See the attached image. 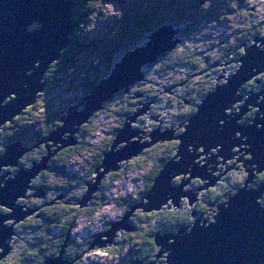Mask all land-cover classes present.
<instances>
[{
    "label": "water",
    "instance_id": "95a60500",
    "mask_svg": "<svg viewBox=\"0 0 264 264\" xmlns=\"http://www.w3.org/2000/svg\"><path fill=\"white\" fill-rule=\"evenodd\" d=\"M77 3V0H0V131L4 125L12 122L26 108L33 105L38 95L46 89L47 82L44 79L47 69L56 60L61 59L63 56L61 50L69 49L72 43L71 36L76 27L74 13ZM34 22L40 27L30 29ZM178 33L179 30L172 25L164 24L157 31L147 35L148 40L143 45L136 47L132 52L128 51L124 58L116 62L110 75L101 79L92 92L86 95L83 103L67 108L66 113L60 115L61 125L39 141L47 145L48 155L42 157L38 163H34L31 167L21 166L18 163L4 165L19 167L20 171L14 174V181H3V177H0V182H3L5 188L0 189V203L12 209L10 214L0 211V248L2 249L0 260L11 253L13 248L9 241L14 228L5 224L4 217L8 216L16 222L24 221L27 215L34 211V207L27 206V211L24 212L22 207L15 203L18 197L25 196L29 181L33 182L42 171L50 168L49 162L57 151L77 144L75 135L80 127L87 123L97 110L103 108L106 101L115 97L123 87L128 93L131 84L143 80L145 64H152L159 56L173 50L180 42L179 37L176 41H172L174 35L178 36ZM249 48L250 55L244 61L245 65L241 57L239 68L229 76L227 83L218 84L207 96L209 98L200 114L198 112L195 114L199 116L190 117L182 124L184 129H187V135L183 142L181 141L183 147L180 152L177 147L176 153L179 152L181 158L178 155L174 156L164 166L154 185L143 198L147 203H143L142 199L131 207L121 220L111 224L107 232L97 236L91 242L89 249H95L97 245H101L102 248L112 247L113 244H117L114 239L118 231H135L137 228L130 219L136 208H141L144 212L159 211L169 204V199H172L171 205H168L169 209L179 208L183 198L188 200L190 207L193 206L202 190L215 187L219 181V177L212 175L217 157L229 160L237 155L242 160L241 153L244 155L252 153L254 156L252 162L242 160L248 171L245 184H252L255 178L252 176L251 168L248 167L249 164L255 163L259 165V170H264V130L256 127L264 123V87L260 90L252 89L248 93L242 92L246 83L263 74L264 36L256 35L253 43L244 48L245 52H248ZM36 64L39 67H35ZM138 71L142 74L137 75ZM29 72L32 74L29 75ZM13 91L19 95L13 93L15 101L7 102L6 96ZM242 101L244 104L239 106L238 112H232L234 117L226 116L225 110L228 107ZM153 102L154 100L142 105L133 115L127 117L124 127L119 130L106 154L104 163L97 168L95 181L87 183L88 191L79 205L82 207L88 205L101 178L108 171L118 169L121 162L139 155L158 142L175 140L174 131L160 132L156 129L151 132L150 141L139 142L141 136L131 127L130 122L138 121V117L143 116L147 110L149 112ZM249 106L261 110L253 117L256 119L255 122L254 119L250 121L252 125H240L238 120L253 109ZM66 115L68 116L65 117ZM221 119L227 121L223 126L219 123ZM236 131H242L248 136V140H241L242 135L241 139L235 138ZM67 132L71 135L65 138ZM132 137H138V140L133 141ZM51 141L54 142L52 146ZM122 142H125V146L118 149ZM244 143L249 144L250 148L244 147L241 148V153H232L233 147H239ZM6 146L10 163L14 162L15 157L21 160L32 149L22 141L10 142ZM192 146L196 148L206 146V151L215 146H219L220 149L217 150L216 155L206 156L203 161L207 163L201 166L194 164L198 156L195 153L197 150ZM189 148L191 151L188 150ZM187 173L189 178L185 182L180 183L179 186L174 183L175 174L185 176ZM196 177L203 180L202 186L187 192L181 191L185 185L190 184V179ZM194 190L195 192L191 193ZM40 191L44 192L42 188ZM237 194L235 198L228 196L230 201L228 206L224 204L217 206L218 215L214 219L215 223L202 224L203 218L192 212L193 216L197 217L195 225L193 223L183 225L176 232L156 233L154 235V242L158 248L156 260L166 248L168 249L166 264H264V205L257 203L258 199L264 196V183L256 189L248 188ZM100 237H106V240ZM69 239L67 232V239L58 253L59 256L57 254L47 257L44 264H74L72 259L65 258ZM169 241L175 243L169 245ZM156 260L148 261V264H160ZM144 263L145 261L141 259L133 262V264Z\"/></svg>",
    "mask_w": 264,
    "mask_h": 264
},
{
    "label": "rangeland",
    "instance_id": "374dc122",
    "mask_svg": "<svg viewBox=\"0 0 264 264\" xmlns=\"http://www.w3.org/2000/svg\"><path fill=\"white\" fill-rule=\"evenodd\" d=\"M81 2L82 3L77 4V9H79L82 13V15H80L81 21L79 20V22H76V27L73 31V34L76 32V34L78 35L76 39L78 40L79 44L77 48L73 46L72 48L69 47L72 51V65L68 67V69H66L67 71L65 73H62L59 77V80H57L58 84L55 86V94L46 97L41 102H37L36 110L34 111L35 113L31 116L33 119L37 120V123H39L36 124L35 127L39 131L47 130L46 127H48V123L58 112H60L61 115H64V113H66V109L71 105H80L81 102L83 103V101L85 100H82V98L85 96L83 95V91L86 88V84L94 79V77L97 75V72H107L109 68V62H111L113 65V63L115 64V62L120 61L122 58H124L123 54L120 55L119 53H117V55H113L111 52L113 48L116 49L120 47L121 44L125 48V53H127L128 51L133 50L136 47H140L145 43V41L148 40L147 35L153 33L152 31L159 28L162 23L166 25H169L167 23H174V25L177 24L179 25V27L180 25H182L179 24V22H184L187 25L188 23H190L191 25L193 24L194 28L196 29L191 30L190 36L187 41L188 47H196L200 54L211 57V60L213 59L212 64L216 63L221 65L217 68H213L214 74L209 77H205L202 79V75H200L198 81V76H196L195 78L190 76V78H188L187 80L188 86L177 88L176 90H178V93L176 92V94H174L175 96L165 94L162 98L161 103L163 105L162 108L166 107V109L171 101L175 102L176 98L177 101L175 103L184 100L186 104L191 105L193 101L191 99L190 101L188 100V95H192L193 93L194 95L197 94V88L199 86L196 85V81L198 83H208V80L210 83L216 82L215 87H217L218 84H226L229 76L234 73L235 69L239 68L241 62L235 61V59H231V57L229 59L219 58L217 56L218 51L227 48L228 46L235 45L240 39L244 37L245 33L248 30L255 29V26H261V24L264 23V0H85V2L82 0ZM205 3L208 6H202ZM139 19L149 20L148 22L150 23V31L144 33L143 37L142 33L140 34V32H143V30L139 28L141 26V24L140 26L138 24V22H140ZM145 24L143 25V27L145 26ZM38 27H40V25L35 23L30 27V29ZM179 32H181V30ZM72 37L73 36H71V38ZM177 37L178 36L174 35L172 41H176ZM66 50H61V53H66ZM199 58L200 56H198V59ZM56 61L54 63H56ZM228 61H231V63H226ZM236 63L239 64L237 68L235 67ZM53 64H51V66ZM146 64L143 67V72L146 71L147 67L150 66L151 63L147 65ZM231 64H234V66H232ZM157 69L158 68H152L150 70L147 69L148 78L154 80L156 76H159ZM47 70V73H50L49 71L51 70V67ZM224 71H227L228 73ZM141 74V71L137 72V75ZM222 74H224L225 76H223V78H220ZM257 77L255 79H257ZM159 83L160 82H158V84ZM247 86L248 83H246V85L242 88V92H249L245 90L248 89ZM146 88L147 85L137 86L135 85V82L129 87V89H133L135 91H142ZM122 90H125V88L123 87ZM166 92L171 93L169 90H166ZM13 96L15 97V95ZM245 98H247L246 95ZM112 99H115V97H113ZM6 101L9 102L11 100L7 98ZM112 101H110V105H108L110 110L114 109L116 111L117 108H122L121 103L115 104ZM150 101L152 100H149V102ZM180 104L181 103L178 102L177 106L175 105L176 108H174V106H169V108L167 109L168 112L166 113H164L165 111L156 112L155 110V113L152 114V107V109L150 108L149 112H147V110L146 113L143 114L141 120L139 119L141 117H138V121H131V127L133 129H136L141 136L139 142L143 143L145 141H150V134L156 129L160 132L172 130L174 131L175 136L182 129H184V126L182 124L188 118L180 120V126H176V122L173 120V115L181 112L179 110V108H181ZM243 104L244 102L242 101L240 103L238 102L237 105L241 107ZM250 107L253 108V106H249V108ZM155 109L158 108L155 107ZM255 109L258 108L256 107ZM237 112L238 111H234V113ZM249 112L244 114L242 119H240L247 121L246 125L253 124L250 121L254 118L250 117ZM67 116L68 115H66L65 117ZM153 116H156L158 120H153ZM119 117L120 115H117V113L115 114L113 111L110 114L103 113L101 114V117H96L95 120L97 128H100L103 132L102 137L104 139H107L114 134V128H117L119 125ZM232 117H234V115ZM29 120L30 119L28 118V120L21 122L19 124L21 125L20 127L28 128L31 125H34L33 123H31L33 120H30L31 122ZM240 120H238V122ZM24 129L25 128H22L21 130ZM70 135L71 133L67 132V136L65 138H68ZM131 140L136 141L138 140V137H132ZM53 143L54 142L52 141L50 142L51 146ZM170 144H172V141L158 142L155 145H159V151L162 152L165 148L171 146ZM123 146H125V142H122L117 148L119 149ZM232 153L236 152L232 149ZM25 155L23 157H25ZM47 155L48 154H46V156ZM239 158V156L235 155V158L227 160L226 164L222 162L224 158H216V166L218 164V170H213L212 175L219 176L221 173H225L219 178L218 184L220 182L224 184L228 183L229 187L231 186L233 190L237 186L238 188H245V181L248 177V172L247 174L244 173V171H246V167L242 160H239ZM217 161H219V163H217ZM206 163V161H200L201 166ZM92 165L93 159L88 160L75 158L67 164L65 172H50L46 175L45 181L47 184L57 183L58 185H60V178H62L64 179L66 186L69 179H72V181H77L78 179L83 178L89 180V178L87 177ZM152 165L153 164H149V167L152 168ZM233 166H236L237 168L234 169ZM4 168L12 170L13 168H16V166L8 165L4 166ZM259 174L260 173L256 172L255 176H258ZM180 176L184 180V174H181ZM144 177H146V174H137L135 172L127 171L124 176L119 178V180L121 181L116 182L119 184L114 183L115 186L113 187L116 189V191L114 193L113 190L108 192V196L111 198L108 206L106 205L103 208L98 209L97 212L101 213L96 214L95 211L94 214L81 216L76 219L73 226H67V228H65V232H68L71 238V242L67 245V247L71 246L76 249L77 247H80V244L82 242H85L89 239L92 241L94 235L99 236L100 234L105 232V227L108 222L120 219V217L124 216L126 212L131 210V208L124 209L126 205L140 202L142 200H140L141 195L145 191V184L143 180ZM187 177L189 178V174L187 175ZM174 179L176 183V177H174L173 180ZM196 179L198 178H192L190 184L184 186L183 189L185 190V192H187L189 189L191 190L193 188L202 186L203 180H198L202 181V183H197ZM236 182L240 183L241 185H238ZM179 185L180 184H178V186ZM35 188L36 185H34L32 181H29V188L26 189L25 196L18 197L15 201L18 206L20 205L22 207V210L24 212L27 211V206L34 207V211L27 215L24 222H26V219L30 218L31 216H38L39 212L43 209L39 207L41 206L40 204L42 203L43 198L36 195L37 192L35 191ZM211 188L212 187H210L209 189ZM229 195L230 194L228 190H226L225 193L221 194V197L219 196L218 198H214L215 195L211 196L212 198L210 199V201L211 203L213 202V204H218L221 203V201H227V199L223 197ZM67 196L65 195V201H68V199H72L71 197ZM208 198L209 196L206 195V189L202 190L199 194V200L197 201L200 204L195 203L191 208H194L195 210V207L198 205L196 208L199 211L197 216H201L202 218L210 217L212 219V216H215L214 213H217V208L215 207V205L213 207L208 205L209 202H206ZM185 199L186 198H184L183 201ZM143 200V203H147L146 199ZM169 200V203L171 205L172 199ZM69 201L72 202V200ZM184 203H187L188 205V202ZM184 203H182V205ZM130 206L131 205H128L127 207ZM2 207L5 206H0V209H2ZM213 210H216V212H214ZM11 212L12 209H10V211L6 214H10ZM196 218L197 217H194L192 221H195ZM192 221L190 223H181L180 225H191ZM24 222L23 220H19L16 222L15 219L5 221V224L14 228V233L11 235L9 243L12 246V244L15 242V248L12 250L10 256L8 257L10 263L13 262V264L19 258L20 253L23 251L21 245L26 240L25 236H23L22 234L18 235L17 233H23L22 227L29 230L31 226H35V224H25ZM64 222L66 226L67 220H63L62 226L64 225ZM37 224L39 223L37 222ZM63 230L64 229L62 227L53 229V231L51 232L52 236L48 238V243H50L51 247H54L60 241V235ZM148 230V227H146V230H144L142 233L143 235L139 233L137 234L136 231H122V237L129 235L133 240L132 242H125L123 245L121 242V239L123 238L121 237V239H119L120 231H118V236H116L114 239L115 243L117 244H113L112 247L108 246V248L114 247L117 250L107 251V247L102 248L101 245H97L95 249L86 250L81 256H79L78 258H72V260L74 264H125L129 259L135 258L136 254H146V250L148 248L146 244L148 243L150 238L147 237ZM21 238H23V240H21ZM100 238L102 240H106V237ZM145 241L146 244L144 243ZM47 250H50V248ZM1 252L2 249L0 248V253ZM66 253L69 256L72 255L67 251ZM157 254L158 248L156 249L152 257L143 256V258H135V261L139 259L143 260L144 258H147L148 261H154ZM48 255H51V253H48Z\"/></svg>",
    "mask_w": 264,
    "mask_h": 264
},
{
    "label": "trees",
    "instance_id": "16d2710c",
    "mask_svg": "<svg viewBox=\"0 0 264 264\" xmlns=\"http://www.w3.org/2000/svg\"><path fill=\"white\" fill-rule=\"evenodd\" d=\"M77 1L78 4L82 3V0ZM83 1L85 2V0ZM77 6L75 8L74 13L75 22H79V20L81 21L80 15H82L81 11L77 9ZM139 21V26L141 24L139 28L143 30V32H140V34L142 33L143 37L144 33L150 31V23L148 22L149 20L145 19H139ZM144 24L145 26L143 27ZM179 24L182 25H180L179 27V25H174V23H172V25L176 29L181 30V32H179L178 34L180 42H178V44L173 50L165 52L164 54L159 56L154 63L150 64V66L147 67V69L149 70L152 68H158L157 72L159 73V76H156L154 80H151L150 78H148L146 69L144 73V79L139 80L135 83V85L137 86L147 85V88L145 90L135 91L133 89H129L128 93L125 92V90H122L115 95V99H112L113 101L109 100L108 102H105L103 108L97 110L94 115L89 119V121L80 127L79 132L75 135L77 144L69 145L57 151L49 162L50 168L42 171L33 180L34 185L37 186L43 184L46 186L47 189L52 190V192L48 194L49 196H47V198L46 196L44 197V199H46L43 201L45 210L42 213V218H46L47 223L42 222L41 219L36 220L35 217H33V219L31 217V222L29 223L35 224V226H31L30 229L27 230V234L24 235L26 237V240L21 245L23 251L20 253L19 258L15 261L14 264H44L45 258L57 255L62 245L65 243V240L67 239V233L65 232V228H67V226H73L76 219L81 216L94 214L95 211L96 214L101 213L97 212L98 209H101L106 205L108 206L111 201V198L108 196V192L113 190L114 193L116 191V189L113 188L115 186L114 183H116L117 181H121L119 180V178L124 176L127 171L135 172L137 174H146V177L143 178L145 184V191L141 195L140 200L143 199L145 194L154 185V181L160 174L161 170L174 157L173 153L177 152V147L174 146L175 141L172 140V144H170L171 146H168L162 152L159 151V145H153L152 147L143 150V152L139 155L121 162L119 164L118 169L113 170L111 173H106L101 178L98 184V188L92 194V198L87 206L82 207L81 205L77 204L83 199V197L88 191L87 183L90 181H95L97 176V168H99L104 163L106 154L109 152L116 135L119 133V130L124 127L127 117L133 115L135 110L137 111L142 105L147 104L149 100H154V103L151 106V109L153 107L151 113L154 114L155 110L156 112L165 111L164 113H166L168 112L167 109L169 108V106H174V108H176L177 103L179 102L181 103V108H177H179L181 112H179L178 114H174L173 120L176 122V126H180V120L190 118L192 115L196 114L195 109L198 108V105L195 102L202 101L214 90L216 82L210 83L209 80L208 83L197 82L200 78V75H202L203 79L214 74V69L213 67H211L213 59L211 60V57L200 54L197 48L194 46L188 47L187 41L190 36L191 30L196 29L194 28V25H191L190 23H188L187 25L184 22H179ZM162 25H164V23H162ZM75 34L76 32L72 35V44L70 45V48H72V46L76 48L78 47L79 42L76 39L78 35ZM245 35L235 45H231L227 48L219 50L217 56L223 58L229 55H235L236 57L241 58V50L245 52V44L247 46L252 44L256 35L264 36V23H262L261 26H255V29L248 30ZM70 48L66 50V53H63L61 59L56 61V63L51 66V70L49 71L50 73H47L44 79L47 82L46 89L44 90V92L38 95V99L36 100V102L30 107L26 108L23 113L15 117L12 122H8L6 125H4V127L0 131V145H6L14 141H22L25 145L32 147V149L25 155V157L21 158V160L27 161V163L24 164V166L26 167H31L34 163H38L41 158L48 153L47 145L45 143H39V141L41 139H45L52 130H54L57 126L61 125L59 119L61 115L60 112L53 116L54 118L51 120L52 122L50 121L48 123V127H46L47 130L45 131H39L35 128L36 124L39 123H37V120L33 119L31 116L35 113L34 111L36 110L37 102H41L46 97L55 94V86L58 84L57 80H59L60 75L62 73H65L67 71L66 69H68V67L72 65L73 57L71 55L72 51ZM111 52L113 55H117V53H119L120 55L126 54L125 48L121 44L120 47L116 49L113 48ZM198 56H200L199 59ZM108 66L109 68L107 72H97V75L94 77V79L86 84V88L83 91V95L85 96L82 98V100L85 99L86 95L92 92V90L101 81V79H105L110 75L114 67V63L112 65V63L109 62ZM238 66L239 64L236 63L235 67L237 68ZM190 76L194 78L198 76V79L196 81L197 84L195 83L199 86L197 88V94L194 95L193 93L192 95H188V100L190 101L191 99L193 103H191V105L186 104V102L182 99V101H178L177 103H175L177 101V98L175 97V102L171 101L167 109L166 107L162 108L163 105L161 102L164 95L170 94L175 96L174 94H176V92L178 93V90H176L177 88L188 86L187 80L188 78H190ZM262 76H264V74L258 76L257 79L249 81L247 86L248 89L245 90H260L261 88H263L264 79L261 78ZM158 82L160 83L158 84ZM166 90H169L171 93L166 92ZM110 101L114 102L115 104L121 103L122 108H117L116 111L114 109L110 110L108 106L110 105ZM155 107H157L158 109H155ZM190 109L193 110L191 114L189 113ZM256 110L257 109H252L249 112L251 118L255 116L257 112ZM112 111L115 114L117 113V115H120L119 125L117 128H114V134L112 136L108 137L107 139H104L102 137L103 132L100 128H97L95 119L97 116L101 117V114L103 113L110 114L112 113ZM140 117L141 118L139 119L141 120L142 116ZM28 118L34 121L31 122L29 120L34 125H31L28 128L20 127L21 125L19 124L28 120ZM22 128L25 129L21 130ZM35 144H37V146ZM75 158L88 160L93 159V165L87 177L89 178V180L83 178L78 179L77 181H72V179H69L66 186L64 179L62 178H60L61 186L57 183H46L45 179L47 174L53 171L65 172L67 164ZM149 164H153V167L150 168ZM35 189H37V187ZM228 189H231L232 192H236V189L234 188L233 190L231 186L229 187L228 183H221L217 188L215 187L209 189L208 191H206V195L209 196L206 202H211V196L215 195L214 198H218L219 196L221 197V194L225 193V191ZM65 191L69 192L68 196L72 198V202L65 203ZM223 198H225V196ZM186 202H188V200ZM197 203L200 204L199 202ZM135 204L136 203L128 204L131 206L127 207L128 205H126L124 209H130ZM168 205L163 207V209L159 211H135V215H133L130 219V222L137 228L135 230L137 234H142L143 231L146 230V227H148L149 229L147 232V237H150L149 241L147 240V244L146 241L144 242L148 246L146 254H136L135 258H143V256L152 257L154 255L157 249V246L154 242V235L156 233H166L170 231H175L178 229L179 226H181V223H190L194 219V216L192 214L194 208L188 206L187 203H184L180 208L172 209H169ZM197 206L195 207V211L197 210ZM198 212L199 211L197 210V213ZM121 218L122 217H120V219ZM63 220H67L66 226L65 222L62 226ZM37 222L39 224H37ZM112 222L113 221H110L106 224V230L110 228ZM60 227L64 229L60 235V241L57 243V245L51 247L50 243H48V238L52 236L51 232L53 231V229ZM122 235L123 232L120 231L119 239H121ZM95 236L97 235H94L93 239L95 238ZM122 238V245L125 242L133 241L132 237H130L129 235L123 236ZM21 240L23 239L21 238ZM90 243L91 240L89 239L85 242H82L81 244L79 243L80 247H77L76 249L74 247L68 246L66 251L71 253L73 258H75L77 256H81L86 250H88ZM49 248L50 250H47ZM106 250L115 251L117 249H115L114 247H107ZM48 253H51V255H48ZM9 256L10 253L5 258L0 260V264H13V262L10 263L8 259ZM135 258L129 259L125 264H133Z\"/></svg>",
    "mask_w": 264,
    "mask_h": 264
},
{
    "label": "snow or ice",
    "instance_id": "6c2138e0",
    "mask_svg": "<svg viewBox=\"0 0 264 264\" xmlns=\"http://www.w3.org/2000/svg\"><path fill=\"white\" fill-rule=\"evenodd\" d=\"M202 6H208L206 3L203 4ZM250 55V48L248 50V52H243V50H241V57H243V64H244V61L249 57ZM239 59V58H238ZM245 65V64H244ZM35 67H39L38 64L35 65ZM264 72V71H262ZM29 75H31L32 73L29 72L28 73ZM252 78V76H251ZM249 78V79H251ZM262 79H264V76L261 77ZM25 87H27V85H25ZM13 93H16L17 95H19V93L13 91L12 93L8 94L6 97H8L12 102L15 101V97L13 96ZM209 97H205L203 99V101H196L195 103L199 106L198 108L195 109L196 112H198L200 114L201 112V109L204 107L205 105V102L207 101ZM4 100V99H3ZM239 110V106L234 103L232 104L230 107H228L226 110H225V114L226 116L228 117H231L233 116L232 115V112L234 111H238ZM261 108L257 109L256 111H260ZM193 110L190 109L189 110V113L191 114ZM199 115H192L191 118H195V117H198ZM256 119H254V122H255ZM220 125H225L227 123L226 120L224 119H221L219 121ZM237 123V121H236ZM247 123V121H244V120H240L239 121V124L240 125H245ZM256 127L258 129H262L264 130V123H260L258 125H256ZM187 135V129L184 130L182 129L179 133L176 134V138H175V144L174 146L178 147L179 149V152L181 150V148L183 147V143L181 144V141L183 142V139L184 137ZM242 135V139L240 138ZM235 138H238V139H241V140H244V141H247L248 140V136L244 135L242 131H236L235 132ZM247 147V149L250 148V145L247 144V143H244V144H241L239 147H233V150L235 152H238V153H241V147ZM193 148H195L197 151L195 152L198 156V158H196L194 160V164L195 165H200V161L201 160H205V157L209 154H211L214 150H216V146L215 147H210L207 151H206V146H201L199 148H196L195 146H192ZM189 151H191V149L189 148L188 149ZM179 152L178 153H173L174 156H177L181 158V156L179 155ZM241 155H243V160L245 161H249V162H252L254 160V156L252 153H249L248 155H244L243 153H241ZM0 161H2V163H0V177H3V181H14L15 180V175H13L14 173H17L20 171V168L19 167H16V168H13L11 170V172H9L8 169L4 168V165L5 164H19V165H24L27 163L26 160H20L19 157H15L13 158V161L12 163L8 162V147L6 145H0ZM207 162V161H206ZM234 163V161H233ZM249 168H251V173H252V176L255 177V173L256 172H259L260 173V179L262 181V183H264V170H259V165L255 164V163H251L249 164L248 166ZM5 174H8V175H5ZM176 177V183L177 184H180L182 182H185L183 181L182 177L180 176V174H175L174 175ZM169 183L171 184L172 183V180L170 178L169 180ZM197 183H202V181H197ZM248 188H251V183L247 184L245 186V188L243 189H238L237 192L240 193L241 190H247ZM0 189H5L4 188V184L3 182H0ZM181 191H185L184 189H181ZM228 192L229 194L231 195V197L235 198L238 196L237 192H232L231 189H228ZM258 204L260 205H264V196H261L258 201H257ZM221 204H224L225 206H228L230 204V201L227 200V201H221ZM3 203H0V206H2ZM2 212L4 213H7L10 211V206L9 207H2ZM215 217L218 215V213H214ZM5 220H9L10 221V217L8 216H5L4 217ZM206 220L209 221V223H215V220H209L207 218H205ZM192 223L195 225L196 224V221H192ZM175 241H169L168 244L171 245V244H174ZM168 254V249L165 248V250L163 252H161V256H167Z\"/></svg>",
    "mask_w": 264,
    "mask_h": 264
},
{
    "label": "flooded vegetation",
    "instance_id": "af4514ba",
    "mask_svg": "<svg viewBox=\"0 0 264 264\" xmlns=\"http://www.w3.org/2000/svg\"><path fill=\"white\" fill-rule=\"evenodd\" d=\"M231 57V59H235V61H238L239 59L238 58H240V57H236L235 55H229V56H227V57H223L224 59L226 58V59H229ZM219 58H222V57H219ZM226 63H228V64H230L231 63V61H228V62H226ZM225 64V63H224ZM232 65V64H231ZM219 66H221V65H219V64H216V63H214V64H212L211 65V67H213V68H217V67H219ZM232 66H234V64L232 65ZM236 70V69H235ZM234 70V71H235ZM214 72V71H213ZM224 72H227V71H224ZM228 73V72H227ZM223 76H225L224 74H222L221 75V77L220 78H223ZM226 78V77H225ZM201 84V83H200ZM226 164V163H225ZM233 168L235 169V168H237L236 166H233ZM221 170V169H220ZM50 171H52V170H50ZM53 172H56V171H53ZM244 173L245 174H247L245 171H244ZM60 177V176H59ZM69 177H71V176H69ZM223 182H224V180H223ZM222 182H220L218 185H220ZM238 185H240V183H238V182H236ZM262 183V181H261V179H260V174L257 176H255V178H254V180H253V183L251 184V186L252 187H258L260 184ZM217 185V186H218ZM40 186V187H39ZM37 187V189H35V191L37 192L36 193V195L37 196H40L41 198H43V200H42V203L40 204L41 206H39L40 208H43L40 212H39V215L37 216H31L32 217V219H33V217H35V219L37 220V219H41V221L42 222H44V223H47V220H46V218H42V213L44 212V210H45V206H43V201L47 198V196H49L48 194L50 193V192H52V190H50V189H47L46 188V186L45 185H43V184H40V185H37L36 186ZM40 188H42L43 190H44V192H41L40 191ZM217 188V187H216ZM238 188V186L235 188V189H237ZM68 191H65V195L67 196V193ZM46 196V198L44 199V197ZM67 197H69V196H67ZM69 200H72V199H68V201H65V203H68V202H70ZM184 202H186V200H184L182 203H184ZM211 204H213V202L211 203H209V205L211 206ZM33 207V206H32ZM211 207H213V206H211ZM36 208H38V207H36ZM213 211H215V210H213ZM194 212H196L195 210H194ZM197 213V212H196ZM198 214V213H197ZM31 217L30 218H28L27 219V221L25 222V223H29L28 221H30L31 220ZM213 217V216H212ZM210 218V217H209ZM31 222V221H30ZM40 222V221H39ZM31 224V223H30ZM21 228V227H20ZM22 231H23V233H17L18 235H20V234H22L23 236L24 235H26L27 234V229H25L24 227H22ZM21 231V232H22ZM18 232V231H17ZM118 236V235H117ZM23 239V238H22ZM12 250L15 248V242L12 244ZM12 252V251H11ZM132 253V252H131ZM11 254V253H10ZM50 257V256H49ZM128 257V256H127ZM65 258H68V259H72L73 258V256L71 255V256H69V255H67V253H65ZM132 259V258H131Z\"/></svg>",
    "mask_w": 264,
    "mask_h": 264
},
{
    "label": "bare ground",
    "instance_id": "6f19581e",
    "mask_svg": "<svg viewBox=\"0 0 264 264\" xmlns=\"http://www.w3.org/2000/svg\"><path fill=\"white\" fill-rule=\"evenodd\" d=\"M77 4H78V3H77ZM76 6H77V5H76ZM34 23H36V22H34ZM101 23H102V22H101ZM37 24H38V23H37ZM169 25H172V24H169ZM172 26H173V25H172ZM173 28H175V27L173 26ZM175 29H176V28H175ZM178 30H179V29H178ZM186 30H187V29H186ZM155 31H157V29L154 30V31H152V32H155ZM179 31H180V30H179ZM245 36H246V35H245ZM244 47H247V46H244ZM133 50H134V49H133ZM130 52H132V50H131ZM239 60H240V58H239ZM239 60H238V61H239ZM117 62H118V61H117ZM115 63H116V62H115ZM236 70H237V69H236ZM236 70H235V71H236ZM235 71H234V72H235ZM259 76H260V75H259ZM227 78H228V77H227ZM261 89H262V88H261ZM253 109H255V108H253ZM152 118H154L153 120H155V121L158 120V118H157L156 116H153ZM243 148H244V147H243ZM245 148H247V147L245 146ZM219 149H220V147L217 146V147H216V151L214 150V152H212L211 154L207 155V157H211V155H216V154H217V150H219ZM241 151H242V149H241ZM232 158H235V156H233ZM227 160H228V159H223L222 162L225 164V163H227ZM239 160H241V159L239 158ZM242 160H243V159H242ZM202 161H203V160H202ZM217 163H219V161H218ZM217 166H218V164H217ZM217 166H216V168L214 169V171L218 170ZM8 168H10V167H8ZM245 169H246V168H245ZM112 171H113V170L108 171L107 173H111ZM9 172H11V170H9ZM245 172H246V173L248 172L247 169H246ZM258 173H259V172H258ZM188 174H189V173L185 174V178H184L185 181L188 179V177H187ZM224 174H225V173H221L219 176H217V175H215V176L220 178V177L223 176ZM215 176H214V177H215ZM190 180H191V179H190ZM196 180H200V179L198 178V179H196ZM247 184H249V183H247ZM247 184H245V186H246ZM261 184H263V183H261ZM261 184H260V185H261ZM217 185H218V181H217V184H216L215 187H217ZM260 185H259V186H260ZM259 186H258V187H259ZM215 187H213V188H215ZM258 187H252V186H251V188H255V189L258 188ZM196 188H197V187H196ZM239 188H240V187H239ZM239 188H237V190H238ZM193 189H194V188H193ZM211 189H212V188H211ZM208 190H209V189H208ZM237 190H236V191H237ZM188 191H190V189H189ZM206 191H207V189H206ZM194 192H195V190H194V191H191V193H194ZM182 198H183V197H182ZM183 199H184V198H183ZM183 199H182V202H183ZM225 199L228 200L229 197L226 196ZM185 200H186V199H185ZM198 200H199V195H198ZM225 201H226V200H225ZM182 202H181V205H182ZM138 203H139V202H138ZM138 203H136L135 205H137ZM196 203H197V202H196ZM77 204H79V203H77ZM219 204H221V203H218V204H211V206H214V205H215V207L217 208V206H218ZM135 205H133V206H135ZM188 205H189V204H188ZM133 206H132V207H133ZM189 206H190V205H189ZM180 207H181V206H180ZM180 207H179V208H180ZM191 207H192V206H191ZM138 210H142V209H141V208H136V211H138ZM214 212H216V210H215ZM134 215H135V214H134ZM207 219H209V220L215 219V216H213L212 219H211V218H207ZM116 221H118V220H116ZM116 221H113L112 223H115ZM112 223H111V224H112ZM201 223H202V224H208L209 221L206 220L205 218H203V220H202ZM181 226H182V225H181ZM181 226H179V227H181ZM185 226H186V225H185ZM179 227H178V228H179ZM109 229H110V228H109ZM109 229H108V230H109ZM108 230H106L105 232H107ZM120 230H121V229H120ZM170 232H172V231H170ZM175 232H176V231H175ZM98 235H99V234H98ZM96 237H97V236H95V238H96ZM95 238H94V239H95ZM94 239H93V240H94ZM93 240H92V241H93ZM92 241H91V242H92ZM70 242H71V238L69 239V243H68V244H70ZM90 245H91V243H90ZM90 245H89V247H90ZM155 245H156V244H155ZM89 247H88V250H92V249H89ZM105 248H106V247H105ZM65 253H66V252H65ZM77 257H78V256H77ZM77 257H76V258H77ZM166 257H168V254H167ZM166 257H165V256H161L160 258H158V260H156V257H155V260H156V261H159L160 264H166V261H167V258H166ZM45 261H46V258H45L44 262H45ZM143 261H145L144 264H148V260H147V258H146V259H143Z\"/></svg>",
    "mask_w": 264,
    "mask_h": 264
}]
</instances>
